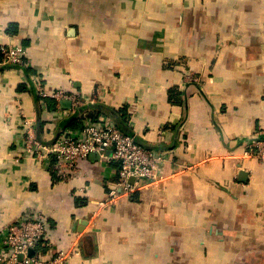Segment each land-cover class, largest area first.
Segmentation results:
<instances>
[{
    "label": "crops",
    "instance_id": "obj_1",
    "mask_svg": "<svg viewBox=\"0 0 264 264\" xmlns=\"http://www.w3.org/2000/svg\"><path fill=\"white\" fill-rule=\"evenodd\" d=\"M0 7V46L27 47L25 64L0 61V248L11 222L42 213L55 225L47 252L79 239L71 264H264V163L243 156L264 131V0ZM40 86L84 104L42 97ZM83 107V125L92 114L118 124L106 111L125 110L135 137L166 155L164 179L99 215L118 162L90 155L66 180L51 154L24 148V118L51 146L81 130L61 123Z\"/></svg>",
    "mask_w": 264,
    "mask_h": 264
},
{
    "label": "built area",
    "instance_id": "obj_2",
    "mask_svg": "<svg viewBox=\"0 0 264 264\" xmlns=\"http://www.w3.org/2000/svg\"><path fill=\"white\" fill-rule=\"evenodd\" d=\"M0 48L2 64H25L26 46L2 44ZM38 89L42 97L50 95L57 99L67 98L72 100L74 106L84 104L82 97L77 94H68L64 90L47 92L41 86ZM22 126L25 151L39 156L51 154L55 158V172L63 179H74L81 170L82 162L93 153H97L102 159L119 163L118 182L109 190L107 197L98 202L94 215H99L103 209L117 203L121 197H131L137 190L165 178L163 164L166 155L140 143L134 135L123 131L111 117L89 120L77 132L64 131L55 138L51 146L43 144L37 138L34 121L26 117L22 120ZM261 135H264V131L258 132L247 144L243 156L264 163V138H260ZM54 228L55 225L42 213H34L11 222L1 231L0 259L8 264H71L74 256H80L81 253L78 238L68 248L60 249L55 254L39 250L41 245H50L46 241H50ZM31 249L36 251L34 256L29 255Z\"/></svg>",
    "mask_w": 264,
    "mask_h": 264
},
{
    "label": "trees",
    "instance_id": "obj_3",
    "mask_svg": "<svg viewBox=\"0 0 264 264\" xmlns=\"http://www.w3.org/2000/svg\"><path fill=\"white\" fill-rule=\"evenodd\" d=\"M10 31H13V32H16V29H13V30H10ZM3 58V55L1 53V48H0V61L2 60ZM27 88V85L26 84H21L20 85V90H26ZM177 88H173L171 91H172V95L173 97L172 98H176L178 94V90H176ZM101 109H98L96 110L97 113H100ZM105 111V110H104ZM108 112L109 114L113 115L114 117H116L117 121H118V125L121 127V129L123 131H125L126 133H129V131H127L126 129V121H127V113L125 112V110H117V111H114V110H108L106 111ZM90 117L93 118V120H96L97 119V115L96 114H92ZM61 126L62 127H65V128H70V129H81L83 127V123H82V120L79 119V117L77 116H71V117H68L67 119H65L62 123H61ZM39 250L43 253H46L47 252V249L45 246H40L39 247Z\"/></svg>",
    "mask_w": 264,
    "mask_h": 264
},
{
    "label": "water",
    "instance_id": "obj_4",
    "mask_svg": "<svg viewBox=\"0 0 264 264\" xmlns=\"http://www.w3.org/2000/svg\"><path fill=\"white\" fill-rule=\"evenodd\" d=\"M87 107H83V108H81L79 111H77L75 114H74V116H78L79 114H80V112L81 111H84L85 109H86ZM126 129H127V131H129V134H131V135H134V133L132 132V130L128 127V126H126ZM135 136V135H134ZM260 138H264V135H261L260 136ZM136 139L138 140V138L136 137ZM139 141V140H138ZM140 142V141H139ZM141 143V142H140ZM98 155L97 153H93V154H91V155ZM247 175H248V173H247V171L246 170H241V172H240V177H241V179H243V180H245L246 179V177H247ZM132 180H134V178H132ZM35 250L34 249H31L30 250V252H29V255L30 256H34L35 255ZM23 257V255H21V258Z\"/></svg>",
    "mask_w": 264,
    "mask_h": 264
}]
</instances>
